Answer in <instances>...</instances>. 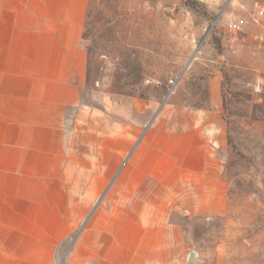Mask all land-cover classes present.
Listing matches in <instances>:
<instances>
[{
  "label": "rangeland",
  "instance_id": "obj_1",
  "mask_svg": "<svg viewBox=\"0 0 264 264\" xmlns=\"http://www.w3.org/2000/svg\"><path fill=\"white\" fill-rule=\"evenodd\" d=\"M82 46L100 188L53 264L122 207L132 264H264V0H89Z\"/></svg>",
  "mask_w": 264,
  "mask_h": 264
},
{
  "label": "crops",
  "instance_id": "obj_2",
  "mask_svg": "<svg viewBox=\"0 0 264 264\" xmlns=\"http://www.w3.org/2000/svg\"><path fill=\"white\" fill-rule=\"evenodd\" d=\"M88 1L0 0V264H53L99 192V114L82 100ZM127 210L94 217L66 264H132Z\"/></svg>",
  "mask_w": 264,
  "mask_h": 264
},
{
  "label": "water",
  "instance_id": "obj_3",
  "mask_svg": "<svg viewBox=\"0 0 264 264\" xmlns=\"http://www.w3.org/2000/svg\"><path fill=\"white\" fill-rule=\"evenodd\" d=\"M191 58H192V57H191ZM95 206H96V205H95ZM94 208H95V207H94ZM92 211H93V209H92ZM92 211L90 212V214L88 215V217L91 215ZM88 217H87V219H88ZM87 219H86V220H87ZM83 225H84V223L81 225L80 230L83 228ZM63 256H64V254H63ZM63 256H62V257H63Z\"/></svg>",
  "mask_w": 264,
  "mask_h": 264
},
{
  "label": "bare ground",
  "instance_id": "obj_4",
  "mask_svg": "<svg viewBox=\"0 0 264 264\" xmlns=\"http://www.w3.org/2000/svg\"><path fill=\"white\" fill-rule=\"evenodd\" d=\"M191 257H192V255H191ZM62 260V258H60V257H58L57 258V264H60V261Z\"/></svg>",
  "mask_w": 264,
  "mask_h": 264
},
{
  "label": "built area",
  "instance_id": "obj_5",
  "mask_svg": "<svg viewBox=\"0 0 264 264\" xmlns=\"http://www.w3.org/2000/svg\"><path fill=\"white\" fill-rule=\"evenodd\" d=\"M85 264H89V263H85Z\"/></svg>",
  "mask_w": 264,
  "mask_h": 264
},
{
  "label": "trees",
  "instance_id": "obj_6",
  "mask_svg": "<svg viewBox=\"0 0 264 264\" xmlns=\"http://www.w3.org/2000/svg\"><path fill=\"white\" fill-rule=\"evenodd\" d=\"M83 33V32H82Z\"/></svg>",
  "mask_w": 264,
  "mask_h": 264
}]
</instances>
